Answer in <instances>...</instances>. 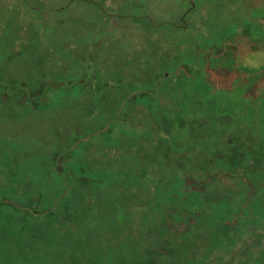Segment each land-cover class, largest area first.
<instances>
[{
  "label": "rangeland",
  "instance_id": "1",
  "mask_svg": "<svg viewBox=\"0 0 264 264\" xmlns=\"http://www.w3.org/2000/svg\"><path fill=\"white\" fill-rule=\"evenodd\" d=\"M262 68L264 0H0V264H264Z\"/></svg>",
  "mask_w": 264,
  "mask_h": 264
},
{
  "label": "trees",
  "instance_id": "2",
  "mask_svg": "<svg viewBox=\"0 0 264 264\" xmlns=\"http://www.w3.org/2000/svg\"><path fill=\"white\" fill-rule=\"evenodd\" d=\"M256 1H261V0H256ZM262 72V73H261ZM260 73V74H259ZM257 74V75H256ZM254 75V76H253ZM258 75H260V77H261V79H263V83L262 84H264V68H262V69H255L254 71H252V73H250L249 74V77H247V79L246 80H244V82L243 83H247L248 82V80H250V78L251 77H255V76H258ZM264 86V85H263ZM258 87H262V85H260V86H258ZM18 88H20V89H24V88H22V87H18ZM16 89V88H15ZM257 89V88H256ZM25 90V89H24ZM255 90V89H254ZM10 92H12V91H10ZM32 95H33V93H31ZM5 95H7V94H5ZM17 96H18V94L17 93H11V95L9 96L8 95V97H10L11 99H13V100H16V102H17ZM34 96V95H33ZM9 98V99H10ZM18 103V102H17ZM19 105V104H18ZM22 106V105H21ZM19 110H17V112H18ZM101 113L104 115V114H106V113H104L103 111H101ZM101 114V115H102ZM99 117H100V115H99ZM0 203H1V205L3 204L4 206H5V213H4V211H3V216L4 215H6L7 217H9V218H12L13 217V215L17 212L16 211V209L13 211L12 209L14 208L13 207V203L11 202V200H10V198H9V195L7 196V195H2L1 194V191H0ZM5 203H6V205H5ZM11 209V213H9L10 210ZM43 213H47V211H45L44 210V212ZM10 214H12V215H10ZM54 230V228H52V229H50V231H53ZM2 238V237H1ZM4 257H5V259H6V261H7V257L4 255ZM4 257L2 258L3 260H4ZM7 262H9V260L7 261Z\"/></svg>",
  "mask_w": 264,
  "mask_h": 264
}]
</instances>
